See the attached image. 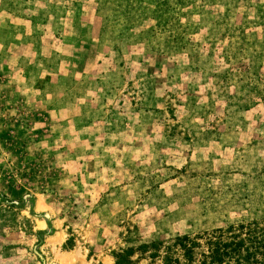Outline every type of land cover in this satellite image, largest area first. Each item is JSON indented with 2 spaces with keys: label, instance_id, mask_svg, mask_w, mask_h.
Listing matches in <instances>:
<instances>
[{
  "label": "rangeland",
  "instance_id": "rangeland-1",
  "mask_svg": "<svg viewBox=\"0 0 264 264\" xmlns=\"http://www.w3.org/2000/svg\"><path fill=\"white\" fill-rule=\"evenodd\" d=\"M258 218L264 0H0V264Z\"/></svg>",
  "mask_w": 264,
  "mask_h": 264
},
{
  "label": "trees",
  "instance_id": "trees-1",
  "mask_svg": "<svg viewBox=\"0 0 264 264\" xmlns=\"http://www.w3.org/2000/svg\"><path fill=\"white\" fill-rule=\"evenodd\" d=\"M135 252L156 264H264V218L126 248L112 264H132Z\"/></svg>",
  "mask_w": 264,
  "mask_h": 264
}]
</instances>
